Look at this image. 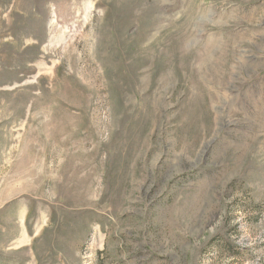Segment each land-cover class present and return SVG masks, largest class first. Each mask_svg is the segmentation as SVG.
I'll return each mask as SVG.
<instances>
[{
    "label": "rangeland",
    "instance_id": "374dc122",
    "mask_svg": "<svg viewBox=\"0 0 264 264\" xmlns=\"http://www.w3.org/2000/svg\"><path fill=\"white\" fill-rule=\"evenodd\" d=\"M0 264H264V0H0Z\"/></svg>",
    "mask_w": 264,
    "mask_h": 264
}]
</instances>
